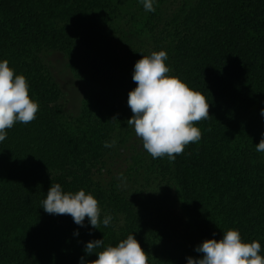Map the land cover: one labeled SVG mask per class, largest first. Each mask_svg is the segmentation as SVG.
<instances>
[{
	"label": "trees",
	"instance_id": "16d2710c",
	"mask_svg": "<svg viewBox=\"0 0 264 264\" xmlns=\"http://www.w3.org/2000/svg\"><path fill=\"white\" fill-rule=\"evenodd\" d=\"M154 6L0 0V60L25 75L40 106L0 142V264H81L97 259L85 253L87 242L115 246L129 234L150 264H187L202 257L195 249L205 239L230 228L258 241L264 256V152L256 151L264 137V0ZM161 49L169 75L210 103V117L195 125L200 141L174 162L154 159L127 125L135 62ZM55 52L90 86L75 111L53 75ZM56 183L93 194L109 226L45 212Z\"/></svg>",
	"mask_w": 264,
	"mask_h": 264
},
{
	"label": "clouds",
	"instance_id": "9594fccd",
	"mask_svg": "<svg viewBox=\"0 0 264 264\" xmlns=\"http://www.w3.org/2000/svg\"><path fill=\"white\" fill-rule=\"evenodd\" d=\"M139 2L147 12L156 10V0ZM167 60L168 53L161 49L142 55L135 62L132 79L136 87L128 93L132 116L127 125L134 127L143 148L154 159L167 157L174 162L187 145L200 141L202 132L195 125L210 117V103L179 77L169 75ZM29 89L25 75L16 74L7 59L0 60V142L17 122L28 124L36 119L40 106L30 97ZM261 115L264 116V109ZM105 146L110 145L106 142ZM256 151L264 152V137L256 144ZM42 207L48 214L70 215L81 226L86 217L93 228H99L101 222L107 227L112 221L111 215L101 221L99 201L93 194L83 189L65 192L59 183L51 184ZM103 245V239L87 242L85 253L95 252L97 259L85 261L81 257V264H150L148 252L133 234L115 246ZM195 251L202 257L189 256L187 264H264L261 244L256 240L243 241L238 229H228L219 240L205 239Z\"/></svg>",
	"mask_w": 264,
	"mask_h": 264
},
{
	"label": "rangeland",
	"instance_id": "374dc122",
	"mask_svg": "<svg viewBox=\"0 0 264 264\" xmlns=\"http://www.w3.org/2000/svg\"><path fill=\"white\" fill-rule=\"evenodd\" d=\"M136 7L128 8L135 11ZM52 72L58 83L68 97L69 107L75 111L81 103L82 98L90 90V86L78 79L69 69L67 61L62 53L55 52L49 56ZM171 202H175L172 198Z\"/></svg>",
	"mask_w": 264,
	"mask_h": 264
}]
</instances>
